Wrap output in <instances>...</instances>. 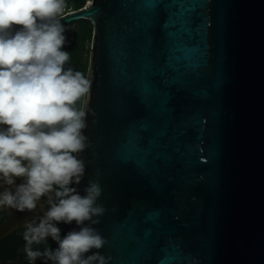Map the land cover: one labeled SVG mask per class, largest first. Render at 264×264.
Segmentation results:
<instances>
[{
    "label": "water",
    "instance_id": "water-1",
    "mask_svg": "<svg viewBox=\"0 0 264 264\" xmlns=\"http://www.w3.org/2000/svg\"><path fill=\"white\" fill-rule=\"evenodd\" d=\"M123 2L134 13L137 0ZM183 2L200 6L196 10L206 20L190 45L178 41L175 76L193 83L172 89V134L180 143L152 145L151 174L115 154L127 125L145 115L134 92L123 90L135 76L120 64V35L130 28L128 16H118L121 0L66 7L61 18L63 24L87 19L93 27L86 75L91 90L84 105L91 110L88 141L79 154L86 171L77 186L82 192L93 180L103 190L98 202L106 211L93 227L106 244L93 251L110 256V264H135L127 251L128 228L121 224L135 221L174 241L166 264H264V0ZM155 35L160 46L159 26ZM206 46L208 63L199 69ZM200 87L208 88L207 97L193 94ZM150 212L158 213L157 221L144 220Z\"/></svg>",
    "mask_w": 264,
    "mask_h": 264
},
{
    "label": "clouds",
    "instance_id": "clouds-1",
    "mask_svg": "<svg viewBox=\"0 0 264 264\" xmlns=\"http://www.w3.org/2000/svg\"><path fill=\"white\" fill-rule=\"evenodd\" d=\"M66 7L67 0H0V207L31 211L46 198L43 215L23 233L30 260L110 264V256L93 251L106 244L93 227L106 211L98 202L103 190L93 180L82 192L77 187L86 171L79 154L88 141L91 81L66 67ZM73 221L76 227L61 236L59 222ZM49 237L57 247H31Z\"/></svg>",
    "mask_w": 264,
    "mask_h": 264
},
{
    "label": "snow or ice",
    "instance_id": "snow-or-ice-1",
    "mask_svg": "<svg viewBox=\"0 0 264 264\" xmlns=\"http://www.w3.org/2000/svg\"><path fill=\"white\" fill-rule=\"evenodd\" d=\"M128 7L121 0L122 11L118 16L120 19L127 15L130 28L120 35V64L135 78L123 90L134 92L144 107L145 115L127 125L115 147V154L120 162L133 165L142 174H151V169L156 167L152 145H166L169 139L180 143L179 135L172 134V89L187 88L193 83L190 78L179 81L175 76L179 67L175 61L178 41L190 45L193 34L199 31L206 19L196 10L200 6L185 4L183 0H153L148 5L137 0L132 14L127 13ZM161 13L165 15L162 22ZM157 26L162 33L160 46H157L155 35ZM206 49L207 46L199 69L207 66ZM199 69L194 70L197 76L201 74ZM212 86L215 87L216 83ZM193 94L207 97L209 91L207 87H200L194 89ZM144 220L157 221L158 213L150 212ZM121 224L128 228L127 251L136 256L135 264H147L154 256L157 264H166L171 259L169 252L176 246L168 235L159 230L140 229L135 221Z\"/></svg>",
    "mask_w": 264,
    "mask_h": 264
},
{
    "label": "flooded vegetation",
    "instance_id": "flooded-vegetation-1",
    "mask_svg": "<svg viewBox=\"0 0 264 264\" xmlns=\"http://www.w3.org/2000/svg\"><path fill=\"white\" fill-rule=\"evenodd\" d=\"M73 4L67 5V8L75 9ZM77 21L64 24L67 29L66 36L69 40V43L65 44L63 47L70 54V60L66 64V67L71 66L73 69L79 70L83 74L87 75L91 40L86 41L84 47L80 51V54L78 53L81 59L78 60V56H74L70 51L72 47L71 38L74 30L76 27H78ZM17 27H19V25H17ZM22 179V177H17L16 183H20ZM15 186V184L12 186L5 185V187H11L13 190L15 189ZM0 191H3V188H0ZM45 200L46 198L42 197L41 201L38 202L37 208L31 211L26 209L24 212H19L15 208L8 206L0 207V264H32L34 262L30 260L25 254L24 246L26 242L23 239V233L28 222L35 221L37 218L43 215L45 208L48 206L46 203H44ZM58 226L62 232L66 226V223L59 222ZM31 247L33 249H40L43 251L45 248L57 247V243L56 241L52 240L51 237H49L46 241L39 244L33 243ZM39 258L43 257H38L37 259Z\"/></svg>",
    "mask_w": 264,
    "mask_h": 264
},
{
    "label": "trees",
    "instance_id": "trees-1",
    "mask_svg": "<svg viewBox=\"0 0 264 264\" xmlns=\"http://www.w3.org/2000/svg\"><path fill=\"white\" fill-rule=\"evenodd\" d=\"M75 8H80L85 5V0H74ZM78 27L73 32L72 35V47L70 49L71 54L73 53L74 56H78V60L81 59L79 56L81 49L84 47L86 41H90L92 37L93 27L91 22L87 19H80L77 21ZM79 53V54H78ZM77 54V55H76ZM71 67V66H68ZM84 67V66H83ZM79 105V102H78ZM71 224H66L65 228L61 232V236H63L66 232L71 230Z\"/></svg>",
    "mask_w": 264,
    "mask_h": 264
},
{
    "label": "built area",
    "instance_id": "built-area-1",
    "mask_svg": "<svg viewBox=\"0 0 264 264\" xmlns=\"http://www.w3.org/2000/svg\"><path fill=\"white\" fill-rule=\"evenodd\" d=\"M90 1H92V0H85V5L83 7H85L86 5H88Z\"/></svg>",
    "mask_w": 264,
    "mask_h": 264
},
{
    "label": "rangeland",
    "instance_id": "rangeland-1",
    "mask_svg": "<svg viewBox=\"0 0 264 264\" xmlns=\"http://www.w3.org/2000/svg\"><path fill=\"white\" fill-rule=\"evenodd\" d=\"M68 3H67V5H70V4H73V1L72 0H69V1H67ZM68 9V8H67Z\"/></svg>",
    "mask_w": 264,
    "mask_h": 264
},
{
    "label": "bare ground",
    "instance_id": "bare-ground-1",
    "mask_svg": "<svg viewBox=\"0 0 264 264\" xmlns=\"http://www.w3.org/2000/svg\"><path fill=\"white\" fill-rule=\"evenodd\" d=\"M89 3H91V1Z\"/></svg>",
    "mask_w": 264,
    "mask_h": 264
}]
</instances>
